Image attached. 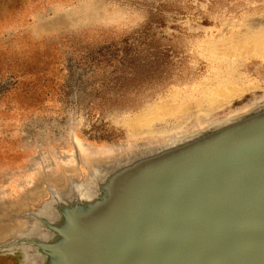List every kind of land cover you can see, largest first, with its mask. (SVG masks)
<instances>
[{
  "label": "rangeland",
  "instance_id": "obj_1",
  "mask_svg": "<svg viewBox=\"0 0 264 264\" xmlns=\"http://www.w3.org/2000/svg\"><path fill=\"white\" fill-rule=\"evenodd\" d=\"M263 44L264 0H0V264L81 261L137 172L264 120Z\"/></svg>",
  "mask_w": 264,
  "mask_h": 264
},
{
  "label": "water",
  "instance_id": "obj_2",
  "mask_svg": "<svg viewBox=\"0 0 264 264\" xmlns=\"http://www.w3.org/2000/svg\"><path fill=\"white\" fill-rule=\"evenodd\" d=\"M162 158L71 264H264V120Z\"/></svg>",
  "mask_w": 264,
  "mask_h": 264
},
{
  "label": "bare ground",
  "instance_id": "obj_3",
  "mask_svg": "<svg viewBox=\"0 0 264 264\" xmlns=\"http://www.w3.org/2000/svg\"><path fill=\"white\" fill-rule=\"evenodd\" d=\"M264 48V44L262 45V49ZM237 90V89H236ZM216 94L218 95L219 94V98L221 96H223V99H221V102L224 101V99H228L230 97H232L231 95L227 94L226 92L222 91V90H216ZM233 95V94H232ZM217 98H215V96H212L211 98L209 97V100H206V99H199L198 102H196V107L197 108H200L201 110H210V109H213L214 107H216V105H218L219 103V100ZM204 101H206L207 103H209L210 105L206 107H203L202 104H204ZM194 102V103H195ZM192 106V105H191ZM153 114L155 115H150L147 118H144V117H138V118H135V120H132L130 123V127L132 129V131L134 133H140V132H143V131H147V132H152V131H155L154 129L152 128H147L148 124L147 122H152L153 120L152 119H155V117L157 118L158 121H160V119H165V118H170L172 119V117H175V116H179L181 115L180 117H185V118H188L189 116H191L193 114V112L191 111V108L189 106H187L186 104H180V105H172V106H168L166 104H162L160 105L159 107H157L154 111H152ZM159 117H162V118H159ZM184 118V119H185ZM203 118V117H202ZM176 119V118H175ZM203 120V119H202ZM168 121V119H167ZM172 121V120H171ZM155 123V122H154ZM145 124V125H144ZM160 124V123H159ZM165 124V123H164ZM171 124V123H170ZM144 125V126H143ZM167 125V124H166ZM181 125V124H180ZM154 127H156L155 125H153ZM161 126V125H160ZM174 126V125H173ZM159 127V126H158ZM167 127V126H166ZM147 128V129H145ZM160 128V127H159ZM169 129H166V130H160L161 132L162 131H167ZM175 135V134H174ZM160 142V141H159ZM151 152H153V150L151 149H144L142 151H139L131 156H141L143 154H150ZM74 246H76V243L73 244ZM78 245V244H77Z\"/></svg>",
  "mask_w": 264,
  "mask_h": 264
}]
</instances>
